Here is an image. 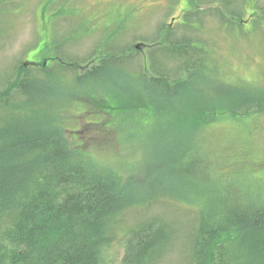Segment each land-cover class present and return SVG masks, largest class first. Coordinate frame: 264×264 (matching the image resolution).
Instances as JSON below:
<instances>
[{
  "label": "rangeland",
  "instance_id": "1",
  "mask_svg": "<svg viewBox=\"0 0 264 264\" xmlns=\"http://www.w3.org/2000/svg\"><path fill=\"white\" fill-rule=\"evenodd\" d=\"M255 1L199 0V7L195 8L209 10L205 14L196 13L197 20L203 21L201 30L197 29L196 22L190 23L183 28L184 38L191 42L204 38L202 41H211L212 47L205 43L197 45L207 50L208 58H201L202 69L186 73V78L193 83L184 91L179 85L170 84L169 89L155 83H163V79L152 80L154 62L159 63V69L163 65L169 68V55L161 58L159 55L154 60L133 56L117 62L109 57L108 63L115 65L113 69L110 67L114 73L101 75V72L97 83L89 82L95 91L120 88L132 95L150 94L143 107L114 105L119 110L115 114L110 111L111 118L99 122L109 114H79L71 128L83 131L79 135L67 134L101 167L108 165L126 174L136 200L155 199L151 209L135 206L122 216L115 237L106 245L105 255L113 263L121 260L127 228L135 219L162 215L173 222L176 248L165 257L163 264H180L189 251L190 227L203 216L201 212L206 203L231 198L235 187L249 198L264 203V0ZM4 2H0V87L5 86L7 76L26 67V60L44 47L54 48L58 42L65 57L75 55L83 64L97 49V44L101 50L127 48L126 29L99 25L85 29L64 23L36 26V7L40 0ZM256 5L263 10L248 17ZM224 6H228L226 12ZM40 14L44 21L56 18L51 10ZM225 15L229 17L224 20ZM231 15L242 18L241 22L231 24ZM150 30L137 29L136 39L152 36L154 29ZM111 53L113 56L116 51ZM142 64H145L143 68ZM70 75L67 68L59 70L49 76V81L56 88L74 90L77 85L72 83ZM97 76L89 77L88 81ZM194 76L197 77L193 80ZM109 97V93L104 95L106 101ZM189 105L195 111L211 105L219 114L213 119L206 109L202 112L206 120L195 131V124H170L172 119L164 114L166 107ZM79 109L81 112L82 108Z\"/></svg>",
  "mask_w": 264,
  "mask_h": 264
},
{
  "label": "trees",
  "instance_id": "2",
  "mask_svg": "<svg viewBox=\"0 0 264 264\" xmlns=\"http://www.w3.org/2000/svg\"><path fill=\"white\" fill-rule=\"evenodd\" d=\"M230 20L238 24L241 18ZM122 59L128 58L119 55L115 61ZM168 60L169 68L159 69L157 61L152 66V80L163 79L155 82L162 88L175 84L184 91L193 83L186 73L203 68L201 59ZM78 63L61 59L49 70L21 68L0 87V264H115L105 255L106 245L122 216L132 207L151 209L155 204V199L137 201L126 174L101 167L67 136L83 131L71 128L79 114H109L99 122L119 110L114 105L143 107L150 94L95 91L89 82L113 74L114 63L93 60L83 72L76 69ZM66 68L77 85L74 90L49 81ZM210 106L196 111L192 105L166 107L164 114L170 124H195V131L203 126L206 109L213 119L219 114ZM231 191V198L205 204L203 216L190 227L189 251L180 264H264V203L236 187ZM161 216L134 220L118 264L164 263L176 248V235L173 222Z\"/></svg>",
  "mask_w": 264,
  "mask_h": 264
},
{
  "label": "flooded vegetation",
  "instance_id": "3",
  "mask_svg": "<svg viewBox=\"0 0 264 264\" xmlns=\"http://www.w3.org/2000/svg\"><path fill=\"white\" fill-rule=\"evenodd\" d=\"M199 4V0H40L36 7L38 20V22L35 21L36 26H39V23L42 25L44 23H64L69 27L85 29L96 25L104 28L126 29L127 48L118 51L115 48L107 47L101 50L100 44H97V49L86 58L83 64L76 60L75 55L65 57L58 48V45H61L58 42L54 48L44 47L31 59L26 60L25 68L30 66L35 70H43L49 65L51 68L61 59H67L68 62H72L73 59L75 60L73 62H79L76 69L83 72L92 65L93 60L109 57L117 59L119 55L127 56L128 59L135 56L143 60L159 59L161 55H169V58H208L207 50L199 49L197 45L205 43L212 47L211 41H202L204 38L200 40L198 37V40L191 42L184 38L183 28L189 27L190 23L196 22L197 29L201 30L203 21L197 20L196 13L198 11L200 13L207 12L209 9L203 11V8H195L199 7ZM250 6L254 5L250 4ZM227 7L224 6L225 12ZM46 10H51L56 18L46 21L41 19L40 13ZM257 10H263V8L256 5L248 17L254 16ZM190 16H193L195 20L193 17L189 18ZM228 17L225 15L224 20ZM231 18L234 19V15H231ZM137 29H154V31L152 36L150 34L146 38L136 39ZM112 51H116L113 56H111Z\"/></svg>",
  "mask_w": 264,
  "mask_h": 264
},
{
  "label": "bare ground",
  "instance_id": "4",
  "mask_svg": "<svg viewBox=\"0 0 264 264\" xmlns=\"http://www.w3.org/2000/svg\"><path fill=\"white\" fill-rule=\"evenodd\" d=\"M117 85H118V83H117Z\"/></svg>",
  "mask_w": 264,
  "mask_h": 264
}]
</instances>
